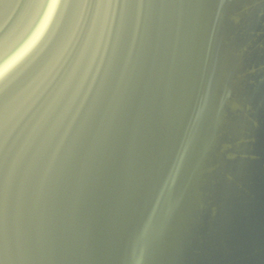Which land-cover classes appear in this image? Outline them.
<instances>
[{
    "label": "water",
    "instance_id": "water-1",
    "mask_svg": "<svg viewBox=\"0 0 264 264\" xmlns=\"http://www.w3.org/2000/svg\"><path fill=\"white\" fill-rule=\"evenodd\" d=\"M0 264H264V0H0Z\"/></svg>",
    "mask_w": 264,
    "mask_h": 264
}]
</instances>
